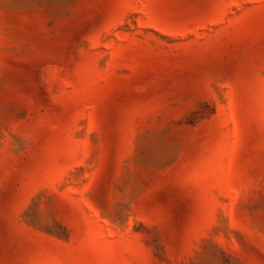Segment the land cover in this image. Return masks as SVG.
Wrapping results in <instances>:
<instances>
[{"label": "rangeland", "instance_id": "1", "mask_svg": "<svg viewBox=\"0 0 264 264\" xmlns=\"http://www.w3.org/2000/svg\"><path fill=\"white\" fill-rule=\"evenodd\" d=\"M0 264H264V0H0Z\"/></svg>", "mask_w": 264, "mask_h": 264}]
</instances>
